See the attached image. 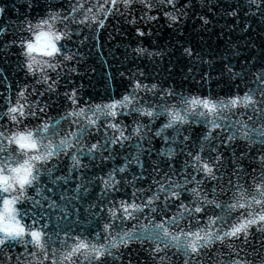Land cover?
<instances>
[{
    "label": "snow or ice",
    "instance_id": "snow-or-ice-1",
    "mask_svg": "<svg viewBox=\"0 0 264 264\" xmlns=\"http://www.w3.org/2000/svg\"><path fill=\"white\" fill-rule=\"evenodd\" d=\"M135 3L154 7L151 0H21L23 11L13 4L16 18L0 26V37L13 36L0 49L19 50L17 68L25 76L15 97L4 95L12 85L0 80V253L7 257L0 264H17L25 256L32 259L23 264H141L132 255L140 250L147 253L145 264H264V49L240 60L239 72L227 57L237 58L240 51L236 46L225 50L220 59L226 73L219 75H227L231 84L223 95L183 84L178 89L155 76L149 80L141 71L143 79L130 77L118 98L82 103L73 88L64 93L71 107L58 118L47 115L48 100L41 98L56 92L66 62L83 56L80 46L109 16L132 15ZM195 3L160 0V10L179 25ZM205 6L215 13L212 0H201ZM5 11L0 5V17ZM241 11L264 23V0H237L223 15L238 24ZM197 15L204 25L211 23L208 16ZM134 51L139 56L147 50ZM183 51L211 66L191 47ZM171 69L170 64L169 75ZM212 79L208 71L198 81L193 77L201 87ZM125 117L132 118L131 125ZM193 126L201 127L195 139ZM156 138L163 141L158 151L152 144ZM125 148L123 164L99 175L91 171L92 161L114 160ZM132 164L140 172L128 179ZM127 221L136 223L128 227ZM134 242L141 249H130ZM17 245L23 252L17 250L13 261L11 250Z\"/></svg>",
    "mask_w": 264,
    "mask_h": 264
},
{
    "label": "water",
    "instance_id": "water-1",
    "mask_svg": "<svg viewBox=\"0 0 264 264\" xmlns=\"http://www.w3.org/2000/svg\"><path fill=\"white\" fill-rule=\"evenodd\" d=\"M52 2L55 3L56 0H52ZM151 2L154 5L151 10L144 8L140 3H135L132 15L121 16L116 13L109 16L105 25L95 31L92 38L86 40L80 46L83 56L67 61L68 67H65L64 71L59 74L56 92H45V96L41 98L42 100H48V116L58 118L67 108L71 107V101L67 100L64 93L71 94L73 88L77 90L82 103L85 101L99 103L108 100L109 97H120L128 87L130 77L135 75L143 79V77H140L141 71L145 72L149 80L155 76L156 79L174 84L178 89L183 84L185 88L190 87L194 91L206 93L210 89L214 93L223 95L229 91L231 84L227 75L223 77L219 75L221 71L226 73L220 59V57L226 56L225 50H232L233 46H236L240 51L241 54L237 58L227 57L232 59L234 71L239 72L241 68L240 60L251 59L252 54L259 56L260 50L264 49V23H261L257 17H245L243 11H241L239 23L237 24L236 18L223 15V11L227 9L229 4L233 7L236 6L237 0H212L215 13L208 12L207 6L201 8V0H196L195 8L189 10L188 18L184 19L179 25L172 24L165 17L164 11L160 10L163 7L160 0H151ZM240 2L243 3V0H240ZM180 3H184V0H180ZM13 4L20 6L21 11H23L21 0H0V5L6 8L4 15L0 17V26H4V22L11 24V21L16 18ZM219 5H223L224 8L219 7ZM144 13L154 16L155 19H148L143 15ZM197 13L208 16L211 23L204 25ZM132 16L136 17L134 22ZM245 23L249 24L250 27L245 28ZM137 28L143 32V35L137 33ZM84 31L87 32L88 30L85 29ZM12 38V34L7 33L0 37V43ZM69 45L73 47L74 51L77 50L71 42H69ZM247 45H253V47L248 48ZM138 47L147 50L145 54L136 55L134 50ZM186 47H191L194 53H200L206 59L211 60V66L208 64L201 65L198 61H193L186 56L183 51ZM18 51L17 48H11L7 52L0 49V80L6 78L12 85V89L9 92H4V95L10 93L13 97H15L17 83L25 79L24 73L17 68ZM147 52H160L162 55H154L150 58ZM170 64L172 65L171 75L167 72ZM189 67L194 68L192 73L188 72ZM72 69H75V71ZM204 71L210 72L213 79L201 87V84L196 83L193 77L198 81ZM121 73H124V75L122 76ZM51 75L55 78L56 74L51 73ZM185 76H188L187 80H184ZM28 79L31 80V77H28ZM37 87L39 88L40 85H37ZM2 91L3 88L0 86V92ZM241 91H243L242 86ZM49 96H51V99H49ZM0 106H3L2 101H0ZM124 120L131 125V117H125ZM37 122L32 121V123ZM63 127L67 129V122L64 123ZM200 133L201 127L193 126V138L195 139ZM152 144L158 151L163 141L156 138L152 141ZM128 150V148H125L114 160L101 161L96 159L92 161L91 171L99 175L101 170L106 171L109 168L123 164L124 155ZM238 150H243L242 144ZM104 154L107 155V152ZM151 155L153 159L156 158L155 152ZM225 155L228 156L229 153L225 152ZM82 159L85 164L89 163L86 157ZM141 160L146 162V167H150L151 161L146 156H142ZM182 161V156L177 157V166ZM139 172V166L132 164L127 169L128 179H131L133 173L139 174ZM131 190V187L127 189L128 192H131ZM117 195L123 196L124 192L117 193ZM238 211H243V209ZM156 219L159 220L160 217L157 216ZM140 222L148 223V220L141 217ZM135 223L136 221L126 222L128 227ZM256 235L259 238L260 234L257 233ZM129 247L130 249H141L139 242H134ZM143 247L147 248L148 245L145 244ZM17 250L23 252V247L17 245L16 249L11 250L13 261L18 255ZM8 251V249H4L5 253ZM174 251V249L170 250L168 254L172 255ZM260 254L264 255V249H261ZM132 255L133 257L138 255L141 264H145L147 256L145 251H133ZM25 259L31 260L32 258L21 257L17 264H23ZM248 259L256 260L257 257L250 256ZM6 260L7 257L0 253V262H6ZM146 264H152V261L149 260Z\"/></svg>",
    "mask_w": 264,
    "mask_h": 264
}]
</instances>
